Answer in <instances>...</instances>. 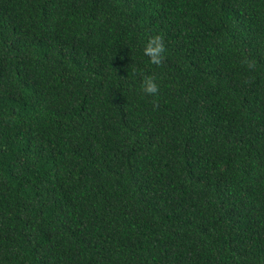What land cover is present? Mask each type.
Segmentation results:
<instances>
[{
    "label": "trees",
    "instance_id": "16d2710c",
    "mask_svg": "<svg viewBox=\"0 0 264 264\" xmlns=\"http://www.w3.org/2000/svg\"><path fill=\"white\" fill-rule=\"evenodd\" d=\"M0 264H264V0H0Z\"/></svg>",
    "mask_w": 264,
    "mask_h": 264
},
{
    "label": "clouds",
    "instance_id": "9594fccd",
    "mask_svg": "<svg viewBox=\"0 0 264 264\" xmlns=\"http://www.w3.org/2000/svg\"><path fill=\"white\" fill-rule=\"evenodd\" d=\"M143 54L148 58L149 63L160 65L164 60L166 51L164 38L160 34L149 35L144 42ZM141 91L147 95L156 96L159 93L157 79L151 74H145L142 78Z\"/></svg>",
    "mask_w": 264,
    "mask_h": 264
}]
</instances>
